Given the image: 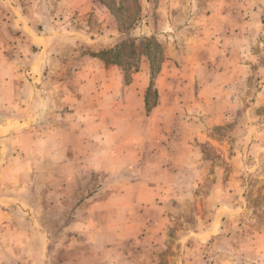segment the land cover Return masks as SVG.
Here are the masks:
<instances>
[{
    "label": "rangeland",
    "instance_id": "obj_1",
    "mask_svg": "<svg viewBox=\"0 0 264 264\" xmlns=\"http://www.w3.org/2000/svg\"><path fill=\"white\" fill-rule=\"evenodd\" d=\"M0 264H264V0H0Z\"/></svg>",
    "mask_w": 264,
    "mask_h": 264
},
{
    "label": "crops",
    "instance_id": "obj_2",
    "mask_svg": "<svg viewBox=\"0 0 264 264\" xmlns=\"http://www.w3.org/2000/svg\"><path fill=\"white\" fill-rule=\"evenodd\" d=\"M14 1V0H13ZM129 181H122V185L126 186V189L121 190L120 193L117 195H114L112 193H108V195L106 196L108 200H111L114 197L117 196H126V197H131L132 200H134V202L142 200L140 199V196L138 197V190L144 186H149V182H147L146 180L143 179H131L128 178ZM126 178V180H128ZM130 194V195H129Z\"/></svg>",
    "mask_w": 264,
    "mask_h": 264
},
{
    "label": "trees",
    "instance_id": "obj_3",
    "mask_svg": "<svg viewBox=\"0 0 264 264\" xmlns=\"http://www.w3.org/2000/svg\"><path fill=\"white\" fill-rule=\"evenodd\" d=\"M136 3H137V1H136Z\"/></svg>",
    "mask_w": 264,
    "mask_h": 264
}]
</instances>
